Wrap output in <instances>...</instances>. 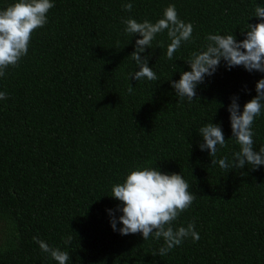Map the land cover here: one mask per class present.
Listing matches in <instances>:
<instances>
[{"label":"trees","instance_id":"obj_1","mask_svg":"<svg viewBox=\"0 0 264 264\" xmlns=\"http://www.w3.org/2000/svg\"><path fill=\"white\" fill-rule=\"evenodd\" d=\"M14 2L0 0V10ZM52 2L27 55L0 77V92L8 94L0 100V264H57L34 236L67 251L68 264H264V166L211 163L225 156L231 163L239 151L227 109L238 97L242 112L264 73L229 70L221 61L192 101L171 87L191 70L192 53L208 35L245 39L247 23L260 22L253 15L264 0ZM129 2L130 12L123 9ZM169 5L193 25L192 38L170 60L167 31L157 34L141 58L148 57L158 79L129 78L140 70L130 56L142 37L126 33L122 20L155 23ZM210 122L226 141L215 157L199 147V129ZM252 131L259 152L264 109ZM144 167L188 182L196 199L172 227L194 223L199 241L188 237L159 256L163 238L113 231L110 220H119L122 205L111 197L112 186Z\"/></svg>","mask_w":264,"mask_h":264},{"label":"clouds","instance_id":"obj_2","mask_svg":"<svg viewBox=\"0 0 264 264\" xmlns=\"http://www.w3.org/2000/svg\"><path fill=\"white\" fill-rule=\"evenodd\" d=\"M54 7L52 0H16L6 9L0 10V77L5 75L9 67H17L22 57L28 53L32 34L47 23V13ZM133 8L131 2L123 5L125 11ZM253 17L260 20L256 24H248L245 39L237 41L233 34L208 35L206 46L192 53L188 62L190 71L182 72L178 82H172L171 87L181 98L192 101L196 97L197 86L204 82L206 76L214 75L221 61L226 68L243 66L248 72L264 73V7L257 5ZM126 25L125 31L132 36L139 34L142 38L136 40L135 50L131 58L139 66V71L130 73L129 78L136 81L147 78L156 81L158 77L153 68L148 66V57L141 58V54L150 48L151 42L157 34L167 31L170 44L167 46L168 59L181 47L182 43L192 38L193 25L179 19L175 5H169L163 17L155 23L145 20L137 22L133 18L122 20ZM134 88L129 85L131 94ZM255 91L257 95L240 110L238 97H233L228 106L230 114L231 130L234 140L239 145V151L233 153L232 162H228L227 156L218 161L211 160L212 165L219 164L222 169H243L251 166L257 169L264 166V147L259 152L254 151V133L252 125L256 117L264 109V79H260ZM6 92H0V100L7 99ZM199 135L203 143L199 145L201 151L208 150L211 157H215L220 148L226 147V141L222 127L211 122L199 129ZM189 184L181 174H164L156 167H144L132 170L123 183L112 186L111 197L121 202L118 211L122 215L117 220L109 215L113 231H119L120 235L141 233L144 240L154 235L159 240L163 238L164 245L154 255L165 256L173 248L181 245L183 241L191 237L194 242L199 241L200 235L195 231L194 223L187 227H179L174 230L172 224L186 211L196 199L194 193L189 191ZM117 223L122 227L117 229ZM71 236L67 238L70 242ZM40 249L49 253L57 264H68L70 255L67 251L50 247L45 241L33 237Z\"/></svg>","mask_w":264,"mask_h":264}]
</instances>
